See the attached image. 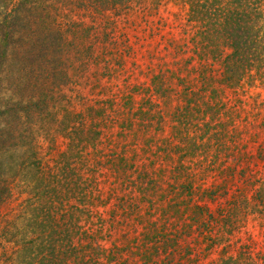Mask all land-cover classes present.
Returning <instances> with one entry per match:
<instances>
[{"label":"trees","instance_id":"1","mask_svg":"<svg viewBox=\"0 0 264 264\" xmlns=\"http://www.w3.org/2000/svg\"><path fill=\"white\" fill-rule=\"evenodd\" d=\"M28 1L5 0L0 19L13 98L0 109V205L15 181L43 194L18 262L264 264V102L247 97L264 86V0H179L182 26L145 7L121 40L107 9L139 0H82L107 13L92 43L64 11L78 0ZM84 65L93 99L63 113ZM59 134L50 168L44 143Z\"/></svg>","mask_w":264,"mask_h":264},{"label":"rangeland","instance_id":"2","mask_svg":"<svg viewBox=\"0 0 264 264\" xmlns=\"http://www.w3.org/2000/svg\"><path fill=\"white\" fill-rule=\"evenodd\" d=\"M6 1L8 5L11 0ZM31 1L34 0H29L28 5ZM1 3H5V0H0V19L2 17L1 13L4 10ZM70 3L66 6L64 11L69 12V17L73 16L74 19L79 22L85 21L86 27L90 28L87 32L89 34L87 37H90L89 41L92 43V24L94 23V19L104 21L103 16H106L107 13L105 15V11L100 12L99 10H96L95 7H85L82 5V0H78L80 7L72 2V8H70ZM145 7L151 9L149 12L151 15H154L152 16L153 19L163 17L168 25L176 24L182 26L186 23L188 9L183 6L179 0H139L138 2H134L130 6H127L126 9L123 8L124 10L121 9L122 7L118 8L112 5L111 8L107 9V11H109V22H114V24H110V30L114 27V30H112L116 33L118 40L124 39V32H129L127 29L128 25H126L128 23L127 21L136 20L138 14L143 11ZM70 9L74 11L70 12ZM81 17L84 18L80 20ZM117 20L119 21L116 23ZM59 56L63 57L61 54H59ZM63 59L65 58L63 57ZM87 69L88 67L84 65V67L72 74V85L64 91V96L60 104L63 113L65 108L70 112H74L72 109L74 107L75 109H78L77 113H80L79 110L85 108L84 104L87 100L86 97L91 96L92 98L94 93L92 90V81L90 79V77H92V69ZM16 74L18 75V72ZM16 83L19 84L23 90L26 89L23 83ZM260 83L261 82L257 81L253 84L247 97L257 96L260 102H264V86ZM7 89L10 91L8 92ZM11 90L12 87L7 86L5 82H0V109H4L6 103L11 102L13 99ZM260 118L263 120L264 112L261 113ZM25 120L26 119H24V121ZM167 127L169 130L172 128V126ZM23 129H25V126ZM56 137L55 142L52 143L51 141H46L44 143L43 158L41 156L44 163H47L50 168L54 167V162L57 161L59 155L66 151L67 140L60 134L56 135ZM211 174L213 176L215 175L214 173ZM10 185L13 187L11 192L12 195L10 194V197L4 195L5 200L0 205V264H20L18 262L20 259L14 256V252L19 248L17 241L22 238L23 243H27L35 237L33 233L36 232V230L30 220L39 212V209L37 211L35 210L38 206V198L40 201H43V194L40 195L39 190L34 189V184L28 189H26L25 185L18 183L17 181L10 183ZM36 193H38L37 199L34 198ZM39 214H42V212ZM26 226H28V229ZM251 226H255V229H258V225L255 223L251 222L250 227Z\"/></svg>","mask_w":264,"mask_h":264}]
</instances>
